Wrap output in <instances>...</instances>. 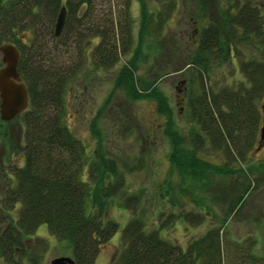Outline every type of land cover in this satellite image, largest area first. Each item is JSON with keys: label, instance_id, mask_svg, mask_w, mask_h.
Wrapping results in <instances>:
<instances>
[{"label": "trees", "instance_id": "trees-1", "mask_svg": "<svg viewBox=\"0 0 264 264\" xmlns=\"http://www.w3.org/2000/svg\"><path fill=\"white\" fill-rule=\"evenodd\" d=\"M132 1L139 8L135 38L128 13L117 28L96 11V0H0V45L11 44L18 51L16 71L28 94L27 109L15 118L23 143L0 189V264H20L16 257L41 264L48 244L35 233L42 225L69 246L74 264H95L100 250L119 231L117 222L103 217L107 201L122 183V178H109L116 162L105 159L98 149L102 176L109 180L104 183V177L100 180L88 170L83 178L88 165L84 147L62 122L66 87L86 66L89 52L94 69L112 67L121 55L130 53L118 69L114 88L124 90L131 102L156 103V113L165 123L150 127L145 135L151 140L159 129L169 139V163L180 178L201 181L213 175L223 184L235 179L240 187L236 197L224 194L212 199L227 201L224 220L210 224L184 245L162 236L161 225L153 229L141 216H132L120 232L111 264H264V244L255 234L236 239L226 230V220L240 209L243 199L264 185V163L249 164L264 146L257 150L264 100L262 0H158L155 11L145 0ZM61 7L66 17L55 37ZM177 9L187 11L194 24L187 53L178 52L179 39L161 37ZM73 34L75 40H70ZM65 38L67 43L56 48ZM143 49L160 55L159 67L167 69L159 68L155 79L137 75L147 56ZM236 71L239 77H234ZM173 74L182 78L185 132L158 93L157 82ZM217 75L219 79H214ZM4 124L0 121V136ZM143 138L136 136L139 141ZM207 157L220 162L213 164ZM222 182L220 189H227ZM135 200L126 197L124 207ZM209 215L208 210L202 214L183 207L170 213V224H201Z\"/></svg>", "mask_w": 264, "mask_h": 264}, {"label": "rangeland", "instance_id": "rangeland-1", "mask_svg": "<svg viewBox=\"0 0 264 264\" xmlns=\"http://www.w3.org/2000/svg\"><path fill=\"white\" fill-rule=\"evenodd\" d=\"M157 1L145 0L150 11L158 8ZM96 4V11L99 10V13L102 12V17L107 16L109 20H112L117 28L121 26L124 16L128 13L130 15L128 21L132 23L135 38L139 17L136 2L96 0ZM262 5H264L263 0ZM189 18L187 11L177 9L162 30L161 37L179 39L178 52L187 53V46L191 40L190 32L194 29V24H191ZM122 39L124 37L120 35V41ZM70 40H75V34ZM67 41V38L60 40L56 43V48L61 49L62 44H66ZM97 41L95 39L93 44ZM143 52L147 56L139 65L137 75L145 79H155V72H158L159 68L162 72L167 70L164 66L159 67L160 55L146 49H143ZM129 54L121 55L112 67L94 69L90 65L92 61L89 52L86 66H83L80 74L68 83L64 95L62 122L79 139L88 160V165L82 173L83 178L86 177L88 170L100 180L103 179L104 167L99 165L97 153H95L98 149L103 150L105 159L116 162V171L111 175L112 177H109L110 180L117 181L122 178L115 197L107 201L103 216L104 219L117 222L120 228L110 242L100 250L95 264L113 262L120 232L132 216H141L148 227L153 229L161 225L162 236L184 245L186 240L200 235L210 224H217L224 220L227 201L220 203L212 199L216 195L224 194L228 197L231 195L236 197L234 193H237L240 188L235 179L230 181L227 179L223 184L224 181L212 175L199 181L196 177L180 178L176 171L172 170L169 163V139H165L159 129L157 130L158 137L153 136L150 140L145 135L150 127L165 123V120L158 117L156 113V103L146 99L131 102L126 99L124 90L114 88L118 69L128 59ZM236 76L239 77L237 71L234 74V77ZM219 77L220 75H217L214 79H219ZM181 80L179 75H169L157 82V88L160 98L172 111L178 127L185 132L187 125L181 117L184 104L182 101L184 90L179 84ZM177 86L178 90H176ZM15 118L1 128L4 134L0 136V189H4L6 174L10 171L9 166L15 165L16 161L13 159L17 158L20 145L23 143L19 121ZM123 132L125 136H122ZM138 134H143V140L136 139ZM206 160L213 164L220 162L214 157H207ZM260 163H264V146L254 154L249 162L251 165ZM108 180V177H104L103 182ZM95 182L97 183V180ZM221 182L227 189H220ZM130 195L136 197V203L131 206L128 202L124 207V201ZM183 207L187 211L198 210L202 214H206L208 210L210 215L206 216L201 224L179 223L178 221L170 224V213H176ZM226 221V230L232 237L239 239L245 234H255L260 244H264V185L255 187L243 199L240 209ZM35 235L48 244L42 255L41 264H50L52 260L61 257L72 260L69 246L51 236L45 225L40 226ZM35 235L32 238H35ZM15 260L20 264H27L25 259L21 260L16 257Z\"/></svg>", "mask_w": 264, "mask_h": 264}, {"label": "water", "instance_id": "water-1", "mask_svg": "<svg viewBox=\"0 0 264 264\" xmlns=\"http://www.w3.org/2000/svg\"><path fill=\"white\" fill-rule=\"evenodd\" d=\"M66 17L64 7H61L54 24V36L62 31ZM19 53L11 44L0 45V121L9 122L24 112L28 107V94L25 85L17 74L16 68ZM261 126L257 150L264 145V100L260 104ZM50 264H74L69 258H56Z\"/></svg>", "mask_w": 264, "mask_h": 264}, {"label": "flooded vegetation", "instance_id": "flooded-vegetation-1", "mask_svg": "<svg viewBox=\"0 0 264 264\" xmlns=\"http://www.w3.org/2000/svg\"><path fill=\"white\" fill-rule=\"evenodd\" d=\"M176 90H178V86H177ZM182 101H183V100H182ZM177 102L179 103V100H178Z\"/></svg>", "mask_w": 264, "mask_h": 264}]
</instances>
